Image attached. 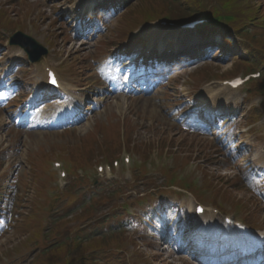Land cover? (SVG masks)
I'll use <instances>...</instances> for the list:
<instances>
[{"label":"rangeland","instance_id":"1","mask_svg":"<svg viewBox=\"0 0 264 264\" xmlns=\"http://www.w3.org/2000/svg\"><path fill=\"white\" fill-rule=\"evenodd\" d=\"M92 1L95 0H0V11H5L7 19L21 27L23 33L35 38L46 47H48L47 43L51 41L55 43L54 51L51 50L48 58L44 61L60 70L63 83L70 85V89H76V87L87 89L92 86L86 90L91 96L89 101H94L99 105L88 115L87 121L67 129H38L35 127L34 117H29L23 125H16V122H20L18 114L26 110H22L21 107L29 98L26 89L34 85L39 73L24 63L25 58L20 56L23 52L18 48L5 50L3 56L0 57V75L4 74L5 77L10 66H13L12 60L14 59H19L22 66L28 68L12 72L9 85L11 86L16 81L17 93L13 95L12 92H7L0 96V186L5 192L8 191V198L11 201L9 207L18 209L13 212L9 208L2 218L0 258L6 261V254L9 251L13 252L14 248L19 247L20 243L28 238V234L24 233L22 228L18 230V227L24 217L29 214L36 198V182L33 173H31L29 158L39 160V156L44 151L45 153L51 151L50 158H55L56 155L53 151H56L59 146L72 149L82 143L84 147L85 143L90 144L96 137L98 145L93 144L92 151L94 152L90 159V164L94 165L97 160H100L102 149L107 148L108 144V141L102 143L99 141H102L106 136L102 126L115 122H121V125L124 123L123 127L126 131L130 128L129 135L132 138V143L136 146L140 145L139 147L146 148L144 145H154L155 152L151 157L156 164L160 163V165L158 164L160 167L173 165L174 157L189 159L187 168L178 173V179L192 176L199 185L202 177L199 171L208 173L209 175H207L211 177L214 185L219 189L228 190L235 200L248 205V211L252 214L255 213L260 224H264V118L262 117L255 130L245 126L243 120L246 111L253 105H260L261 99L257 98L250 103L243 102L242 94L218 88L219 79L210 80L214 81L212 84L215 86H211L210 81H207L195 88L193 85L195 82L191 78L195 74H208L212 71L221 74L229 71L233 68V62L227 65L218 62L219 59H224L219 56L221 50L211 46L209 52L219 58L218 60L207 59L198 63L196 66L174 75L150 92H140L141 88L135 83L118 91L119 87L115 86L118 74L123 71L131 75L133 69H137L139 65L138 60L131 64L119 58L120 52L116 54L117 50L122 49L118 46L119 43L115 38L120 29L119 21L123 14L113 13L116 15L106 29H103L97 38L81 50H78L80 47L78 45L81 42L72 44L79 8L84 10ZM135 4H131L132 7L136 6ZM144 29L145 27H142L139 31L134 32L131 40L127 41L128 47L126 48H132L135 45L132 40L141 38ZM12 31L14 32V29ZM8 34L11 35L7 31L2 33L4 38ZM180 36L170 30L156 31L149 35L148 44L167 45ZM71 44L74 46L73 48ZM7 64L10 66L7 67ZM101 64H103V68L99 69ZM127 64L135 65V67L129 69ZM94 81L96 83H93ZM135 81L136 79H134ZM72 83L73 86H71ZM182 87H186L191 92L190 99L183 97ZM70 89L68 90L71 91ZM81 98H83L81 101H84V107L88 98ZM103 99L105 102L101 103ZM88 104L91 109L90 102ZM200 104L211 112H217L222 117H236L237 123L229 127L223 125L219 132L211 129L205 124V121L196 117L195 109ZM11 114L13 118L9 117ZM29 126H33V128ZM98 128L99 132L97 131V135L92 137L93 132ZM162 150L164 151L161 156ZM240 155L242 158L238 161ZM134 160L136 167L133 169L118 170L113 175L104 174L101 176L99 187L98 184L92 186L90 183H87L86 186L76 185V190L80 193L79 197L83 196L81 202L79 198V202L82 203L84 198L87 199L95 194L112 192L115 185L117 188L122 187V190L128 189L127 192H124L126 198L121 199V204L130 202L133 215L140 216L145 213L147 215L145 207L153 205L155 200H150V203L144 202L145 204L141 206L138 198L139 189L131 187L129 189L128 187L132 185L135 175L133 173L139 166L138 159L134 158ZM121 166L122 164L120 168ZM84 170L83 175L92 176V167ZM156 175V172H153V176ZM74 180V177H68L65 183L60 181L59 186L63 188L66 183L69 184ZM160 180L163 179L160 178ZM160 180L158 179L159 182ZM173 192L175 193H172L168 198L170 202L163 204L162 213L167 218L163 207L170 205L171 208L177 207L183 210L182 218L185 215V208L186 212H191L196 202L188 193L176 197L175 194L179 191L173 189ZM204 203L208 205L207 202ZM221 207L225 210V214L233 215L237 220L242 217L241 214L230 210L229 205ZM57 209H62V212H59L60 216L57 215L58 218L67 213L62 203ZM110 209L106 210V213H109ZM76 211H78V207ZM119 211H121L120 214H126L124 209ZM150 214L146 218L149 222L153 221ZM168 215L171 216V214ZM174 220L175 218H173ZM220 220L212 218L210 214L199 220L190 216L185 221L182 219L184 225L176 224L174 237L177 239L181 237V226H184L187 236L184 237L183 243L192 234H195L196 239H204L210 235L215 238L219 233L217 228ZM116 221V219H110V227H114ZM170 221L168 218L166 223L169 224ZM173 229L171 223L168 234H171ZM162 232L164 233L161 229L159 234L157 233V241ZM127 235L134 234L128 232ZM263 236L264 232L262 234L250 232V234L241 235V238L258 239ZM139 240L137 241V250L143 258L148 259L147 264H196L192 261V256H187L184 251L177 252L173 248L163 250L164 247H159L157 241L153 239H149L148 242Z\"/></svg>","mask_w":264,"mask_h":264},{"label":"trees","instance_id":"2","mask_svg":"<svg viewBox=\"0 0 264 264\" xmlns=\"http://www.w3.org/2000/svg\"><path fill=\"white\" fill-rule=\"evenodd\" d=\"M180 6L177 11L179 17L186 18L192 15H219L229 14L233 20L228 24L231 30L232 42H237L239 45L248 50V58L246 61H252L257 66H264V4L257 6L255 0H172ZM171 5L169 0H141L140 5L134 10H131L130 17L125 21V25L135 27L139 22L151 19L155 16H161L168 12V7ZM127 29V30H128ZM123 31L125 34L127 31ZM248 64V63H247ZM246 63H238L236 71L242 69ZM260 119L257 112L250 114V121L253 123ZM93 142L84 144V149H76L66 158L72 159L78 165L85 164L92 155ZM208 183V180H207ZM209 184V183H208ZM211 186V185H210ZM218 193V192H217ZM221 193V192H220ZM226 201H233L230 193H221ZM103 198L102 200H106ZM97 201L96 203H100ZM94 206H87L82 212L75 216L73 223L69 220H61L57 223L54 232L64 236V231L67 234L64 243L57 245L54 248L48 249L43 256H40L36 264H44L46 260H54V264H68L70 261H77L82 264H100V261L94 260V256H99L106 264H115L120 261L124 251L131 244V239L125 236V233L113 234L104 237H93L88 239L83 237L84 230L81 231L80 226L84 222L94 219ZM132 223V222H130ZM139 238L146 241L149 231L145 227L138 228ZM33 235V239H39L40 228L29 230ZM62 232V233H61ZM76 234V237L71 236ZM99 238V239H97ZM133 242V241H132ZM45 260V261H44ZM147 261V260H145ZM36 262V261H35ZM35 262L33 264H35ZM56 262V263H55Z\"/></svg>","mask_w":264,"mask_h":264},{"label":"bare ground","instance_id":"3","mask_svg":"<svg viewBox=\"0 0 264 264\" xmlns=\"http://www.w3.org/2000/svg\"><path fill=\"white\" fill-rule=\"evenodd\" d=\"M86 45H87V43H83V44L81 45V47H84V46H86ZM81 47H80V48H81ZM80 50H81V49H80Z\"/></svg>","mask_w":264,"mask_h":264}]
</instances>
